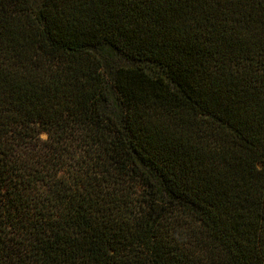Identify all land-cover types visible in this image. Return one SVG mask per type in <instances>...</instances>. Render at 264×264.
Returning a JSON list of instances; mask_svg holds the SVG:
<instances>
[{
    "label": "trees",
    "instance_id": "trees-1",
    "mask_svg": "<svg viewBox=\"0 0 264 264\" xmlns=\"http://www.w3.org/2000/svg\"><path fill=\"white\" fill-rule=\"evenodd\" d=\"M0 264H264V0H0Z\"/></svg>",
    "mask_w": 264,
    "mask_h": 264
},
{
    "label": "rangeland",
    "instance_id": "rangeland-1",
    "mask_svg": "<svg viewBox=\"0 0 264 264\" xmlns=\"http://www.w3.org/2000/svg\"><path fill=\"white\" fill-rule=\"evenodd\" d=\"M108 61L110 62V63H114V64H121V63H124V61H122V59L120 58V57H118L117 55H114V54H111V53H109L108 55Z\"/></svg>",
    "mask_w": 264,
    "mask_h": 264
}]
</instances>
